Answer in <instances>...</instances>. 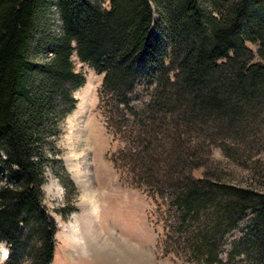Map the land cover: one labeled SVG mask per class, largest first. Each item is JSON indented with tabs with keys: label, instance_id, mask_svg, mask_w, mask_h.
I'll use <instances>...</instances> for the list:
<instances>
[{
	"label": "trees",
	"instance_id": "1",
	"mask_svg": "<svg viewBox=\"0 0 264 264\" xmlns=\"http://www.w3.org/2000/svg\"><path fill=\"white\" fill-rule=\"evenodd\" d=\"M153 7L165 16L167 43L151 34ZM51 8L62 24L56 35L42 27ZM75 57L103 76L107 128L123 139L119 157L133 166L139 185L169 213L165 239L191 264H234L241 255L264 264V193L219 181L206 158L213 148L228 155L264 140V0H0V245L10 253L4 264H14L33 221L35 263L54 261L57 226L43 205V147L54 149L48 138L55 127L46 126L54 114L75 110L73 94L85 85ZM152 66L158 73L150 101L135 111L132 95ZM258 98L253 129L245 128L241 141H248L240 145L232 140L239 134L224 131L242 112L240 102L251 106ZM168 103L192 105L186 113L196 121L210 109L209 119L223 125L216 132L201 120L187 127L188 117ZM166 172L179 180L170 195L163 189L169 181H154ZM248 211L255 214L251 234L224 262L222 242ZM246 245L261 260L250 258Z\"/></svg>",
	"mask_w": 264,
	"mask_h": 264
},
{
	"label": "rangeland",
	"instance_id": "2",
	"mask_svg": "<svg viewBox=\"0 0 264 264\" xmlns=\"http://www.w3.org/2000/svg\"><path fill=\"white\" fill-rule=\"evenodd\" d=\"M153 11L151 34L157 40L167 43L165 16L162 10L153 7ZM42 20L43 31L46 34L60 33L62 24L56 9L51 8ZM248 46L257 52L255 45ZM37 60L45 62L47 56L39 53ZM74 63L76 72L85 79V85L73 94L77 102L75 110L65 118L54 114L51 123L48 122L46 126L48 129L53 128V125L55 127L54 133L48 138L54 149L49 146L43 147L47 157L45 184L42 187L43 205L57 226L56 249L52 264H191L184 258L181 250L177 249L179 246L174 245L173 239L171 242L165 239L166 236L168 238L165 221L170 219L169 213H163L159 199L139 185L133 166L126 165L123 158L119 157L120 150L125 146L124 141L108 130L106 114L100 105L103 76L90 65L81 63L77 57L74 58ZM157 73L158 68L152 66L146 71L148 77L138 81L139 85L132 95L133 110L141 111L149 103ZM258 91L257 88L253 93ZM259 100L258 98L252 101L251 106L240 102L242 112L237 111L238 113L234 114V124L224 131L233 135L239 134L238 138L233 137L232 140L239 142L240 145L243 142L241 139L245 128L253 129L251 117L257 112ZM168 107L175 110L178 108L180 113L188 117L185 120L187 127L195 124L198 128L202 126L198 121L201 120L209 126L207 132H216L223 125L220 124L222 120L209 119L210 109H207L203 116L198 114L196 121L187 115L186 105L176 107L168 103ZM188 107L189 111H192L193 106L188 104ZM180 126H184L182 122ZM239 129L242 131H237ZM255 137H258L257 133ZM247 141L248 138H245L246 144ZM218 142L227 143L223 139ZM236 149L234 148L235 151H230L228 155L220 147L213 148L210 153L207 151L206 158L212 159L214 163L211 171L224 184L264 193V140L257 139L248 145L247 149L244 147L237 149L238 152ZM77 155L82 157L80 162L73 161ZM70 163L72 166H79L84 172L83 184L81 183L83 180L74 179V173L69 169ZM166 174L167 172L160 174L154 181H169L170 184L166 186L170 188L163 189L165 194L170 195V191L179 186V180L176 175H168L167 179L164 177ZM202 174V171L194 172L198 177ZM2 183L6 184L7 180L3 179ZM151 184L155 186L154 182ZM90 192L101 200L99 204L97 203L98 217L86 213L83 205L84 196ZM101 195L105 196L104 199ZM254 218V212L248 211L238 227L224 238L221 260L227 262L233 246L246 236H250ZM34 223L35 221L31 227L32 232L23 238L24 245L19 247L21 251L15 255L14 264H36L38 241ZM217 239L219 237L214 236L212 242ZM6 249V246L0 245V264L6 261V255L9 253ZM245 249L250 258H258L257 255H253L254 250L253 254L249 252V246L246 245ZM247 260V255H241L234 264H253Z\"/></svg>",
	"mask_w": 264,
	"mask_h": 264
},
{
	"label": "bare ground",
	"instance_id": "3",
	"mask_svg": "<svg viewBox=\"0 0 264 264\" xmlns=\"http://www.w3.org/2000/svg\"><path fill=\"white\" fill-rule=\"evenodd\" d=\"M85 152V151H84ZM83 152V153H84ZM80 154V153H79ZM82 155V154H80ZM82 157L81 156H75L73 158V161H77V162H80L79 160L81 159ZM70 159V158H69ZM73 163V162H72ZM72 163H70L69 165V169H70V172L74 173V179L76 181H79V180H83V178H85V174L82 170H80L79 166H72ZM75 165V164H73ZM79 165V164H78ZM83 182H85V180H83L81 183L83 184ZM101 197L104 199L105 196L101 195ZM102 199V200H103ZM101 201V200H100ZM99 201V198L98 196H95L94 194H92L91 192L88 193V195H85L84 196V199H83V205H84V208L86 210V213H88L90 216H94L96 215V217H98V209H97V203L99 204L100 203Z\"/></svg>",
	"mask_w": 264,
	"mask_h": 264
}]
</instances>
